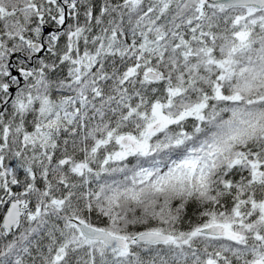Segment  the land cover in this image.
<instances>
[{
    "label": "snow or ice",
    "instance_id": "obj_1",
    "mask_svg": "<svg viewBox=\"0 0 264 264\" xmlns=\"http://www.w3.org/2000/svg\"><path fill=\"white\" fill-rule=\"evenodd\" d=\"M0 264H264V0H0Z\"/></svg>",
    "mask_w": 264,
    "mask_h": 264
}]
</instances>
